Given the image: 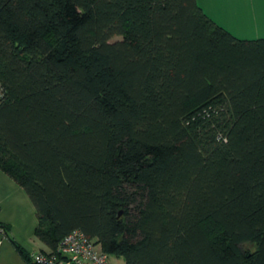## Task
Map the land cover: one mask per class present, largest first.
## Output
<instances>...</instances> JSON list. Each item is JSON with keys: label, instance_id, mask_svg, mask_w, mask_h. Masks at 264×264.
<instances>
[{"label": "trees", "instance_id": "1", "mask_svg": "<svg viewBox=\"0 0 264 264\" xmlns=\"http://www.w3.org/2000/svg\"><path fill=\"white\" fill-rule=\"evenodd\" d=\"M0 170L50 253L264 264V38L196 0H0Z\"/></svg>", "mask_w": 264, "mask_h": 264}, {"label": "crops", "instance_id": "2", "mask_svg": "<svg viewBox=\"0 0 264 264\" xmlns=\"http://www.w3.org/2000/svg\"><path fill=\"white\" fill-rule=\"evenodd\" d=\"M196 2L215 24L234 37L242 40L264 38V0ZM37 222L35 208L24 189L0 170V225L8 230L7 235L0 230V264H33V254L52 251L35 236Z\"/></svg>", "mask_w": 264, "mask_h": 264}, {"label": "built area", "instance_id": "3", "mask_svg": "<svg viewBox=\"0 0 264 264\" xmlns=\"http://www.w3.org/2000/svg\"><path fill=\"white\" fill-rule=\"evenodd\" d=\"M3 233V229L0 227ZM33 264H110L109 256L100 246L80 230L67 234L53 253H35L31 256Z\"/></svg>", "mask_w": 264, "mask_h": 264}, {"label": "rangeland", "instance_id": "4", "mask_svg": "<svg viewBox=\"0 0 264 264\" xmlns=\"http://www.w3.org/2000/svg\"><path fill=\"white\" fill-rule=\"evenodd\" d=\"M119 39H120V38L116 37V38H114V39H112V40L114 41V40H119ZM242 248H243V249L252 250V249H253V245H250V244H244V245H242ZM109 262H110L111 264H114V263H116V260H115L114 258H112V257H109ZM119 262H120V264L123 263L122 260H120Z\"/></svg>", "mask_w": 264, "mask_h": 264}, {"label": "water", "instance_id": "5", "mask_svg": "<svg viewBox=\"0 0 264 264\" xmlns=\"http://www.w3.org/2000/svg\"><path fill=\"white\" fill-rule=\"evenodd\" d=\"M119 215H120V213H119Z\"/></svg>", "mask_w": 264, "mask_h": 264}]
</instances>
